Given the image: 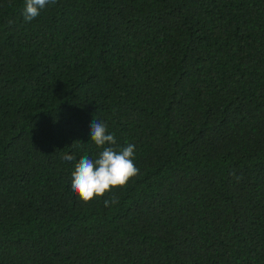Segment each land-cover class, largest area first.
<instances>
[{
  "label": "trees",
  "instance_id": "1",
  "mask_svg": "<svg viewBox=\"0 0 264 264\" xmlns=\"http://www.w3.org/2000/svg\"><path fill=\"white\" fill-rule=\"evenodd\" d=\"M24 6L0 0V264H264V0ZM95 119L140 172L85 203Z\"/></svg>",
  "mask_w": 264,
  "mask_h": 264
},
{
  "label": "clouds",
  "instance_id": "2",
  "mask_svg": "<svg viewBox=\"0 0 264 264\" xmlns=\"http://www.w3.org/2000/svg\"><path fill=\"white\" fill-rule=\"evenodd\" d=\"M57 0H25L23 17L30 22L40 15L48 4H55ZM90 141L101 149L96 158L83 155L74 166L71 188L85 203L93 199L104 197L115 188L127 186L136 177L140 169L135 164V145L117 146L116 137L107 129V125L95 119L91 125ZM68 161L75 160V156L68 154L64 157ZM118 203L114 197L105 199V206Z\"/></svg>",
  "mask_w": 264,
  "mask_h": 264
}]
</instances>
